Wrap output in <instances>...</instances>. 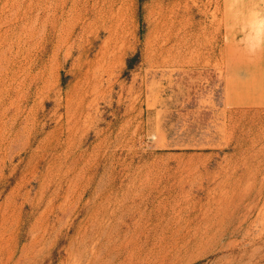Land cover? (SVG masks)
<instances>
[{"label":"rangeland","instance_id":"rangeland-1","mask_svg":"<svg viewBox=\"0 0 264 264\" xmlns=\"http://www.w3.org/2000/svg\"><path fill=\"white\" fill-rule=\"evenodd\" d=\"M0 264H264V0H0Z\"/></svg>","mask_w":264,"mask_h":264}]
</instances>
